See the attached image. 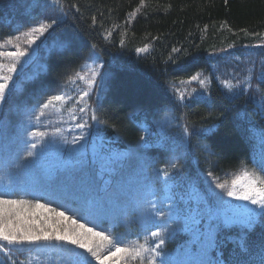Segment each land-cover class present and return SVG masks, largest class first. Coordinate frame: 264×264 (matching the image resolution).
Here are the masks:
<instances>
[{"label":"trees","instance_id":"16d2710c","mask_svg":"<svg viewBox=\"0 0 264 264\" xmlns=\"http://www.w3.org/2000/svg\"><path fill=\"white\" fill-rule=\"evenodd\" d=\"M52 19L57 24L31 49L25 66L19 70L16 65L0 101V196L42 203L86 224V203L105 210L107 203L92 200L105 191L121 192L133 206L145 203L143 184L156 186L155 174L168 171L171 160L164 154L177 144L185 145L186 154L175 163L168 182L178 191L184 184L180 195L188 207L200 208L194 193L186 196L190 175L215 179L254 169L247 133L254 123L264 134V108L259 105L264 74L260 80L256 74L257 69L264 71V47L255 46L264 38V0H143L142 7L141 0H0V43ZM141 48L147 51H138ZM92 57L104 73L94 90L76 78L86 72ZM0 64L8 65L1 57ZM249 70L254 91L239 89V83L231 92L223 87L225 76L240 80ZM2 71L7 74L6 67ZM197 74L206 84L186 85ZM84 91L89 94L81 101ZM55 95L65 99L37 120L39 109ZM85 122L84 128L78 127ZM31 132L47 135L34 139ZM71 133L84 138L73 143ZM31 143L37 144L35 154L25 158ZM112 153L125 157L109 159ZM129 162L140 166L141 173L134 169L125 177L122 172ZM119 177L123 181H117ZM153 201L165 213L169 204L171 211L176 208L151 188L146 204L151 207ZM178 214L165 218L187 228L196 223L192 214ZM90 216L98 231L110 228L107 234L124 238L118 235L129 223L111 224L108 212ZM256 221L244 237L246 247L240 246V227H219L214 254L208 258L214 264H264V216ZM143 228L138 220L131 238L137 240ZM183 236L171 238L165 249L182 246ZM2 243L0 264H24L23 253L8 258L5 254L18 244Z\"/></svg>","mask_w":264,"mask_h":264},{"label":"rangeland","instance_id":"374dc122","mask_svg":"<svg viewBox=\"0 0 264 264\" xmlns=\"http://www.w3.org/2000/svg\"><path fill=\"white\" fill-rule=\"evenodd\" d=\"M43 37V36H42ZM40 37L35 44L31 45L29 47L26 43L23 41L20 42V46L24 49H27L28 55L21 58L20 63L17 64V69L20 68V66H25V64L28 61L27 57L29 56V53H31V49L35 48L39 42ZM257 49L264 47V38L261 41V43L255 45ZM38 49V48H36ZM9 51H15V48L12 45H6L5 46V52ZM1 59H4L7 61V64L9 65L12 63L10 59L7 57H1ZM98 61L95 58H90L88 60L89 65L97 64ZM99 64V63H98ZM101 65V64H100ZM20 70V69H19ZM18 70V71H19ZM231 72V71H230ZM229 73V72H228ZM257 79L260 80L263 72H260L259 69L256 70ZM84 76L83 80L88 86V79L90 76V73L86 70V72L82 75ZM79 79L78 77H76ZM98 78V77H97ZM251 78L253 79V72L251 70L248 71V74L244 77H241L240 80H237L236 77H231L229 75L225 76L223 78L222 84L225 89H227L224 85L227 82H231L233 85L234 83H239L240 87L239 89H245L253 91L255 90L254 83H251ZM200 80H204L206 84V80L204 78H200ZM97 81V79H96ZM245 81H250V87L247 86ZM203 84V85H204ZM95 85H92L90 88L94 90ZM186 85H189L190 87H196L195 85H198V87H203L199 83V81H190L186 83ZM184 85L183 87H185ZM236 86V85H234ZM235 88V87H234ZM182 94H187L186 92H183ZM264 103V99L260 100L259 105ZM73 116H70L69 120H71ZM59 122L60 121H55ZM68 131V130H67ZM80 133H71V140L73 142L74 137H78ZM248 137L250 138L252 148L251 152L253 153V166L254 169L248 168L250 172H255L258 175H262L261 173V167H264V134L263 130L258 127L256 124L251 123L248 126ZM75 148V147H72ZM186 154L185 145L181 146V144H177L174 147L171 148L168 154H164L165 157L169 158L171 157V160L167 163L168 172L171 173L174 169L172 167L173 163H176L179 161L180 158H183ZM116 157L117 159H122L125 156L119 155L116 153H112L109 157ZM72 158V157H71ZM133 159V158H131ZM130 159V160H131ZM108 160V159H106ZM139 163L141 160H138ZM138 170L139 173H141V167L140 166H134L131 162L127 163L124 170L123 175L125 176L126 173L132 171V170ZM244 169V168H242ZM241 172V169L235 173H228V174H222L220 177L215 178L218 179L219 182L223 183L226 180L228 181L229 185L231 184V180L235 178L236 175H239ZM204 174V173H203ZM157 175L156 178L158 179L156 182V186L149 185V183H145L142 186L143 191V199L145 200V203H142L141 206H133L131 205L126 196L123 195L121 192H118L116 190L103 192L100 196H94L92 200L97 201L99 204H103L105 206V203H107V206L105 207V210L102 209L101 211H98L94 204L86 203L89 206L90 212L87 214V223L86 225L89 227H94L96 230H98L97 223L95 222V218H91L90 215H100L105 216V214L108 212L110 215V223L115 225H125V223H129L127 229L125 232L121 235H118L119 237L124 236L123 239L119 240L121 242V246H131L133 244H141L145 242V236H148V244L149 246H152L154 243L158 242L155 238H152L150 236V231H162L163 233V239H164V245L161 249H159L160 255L156 257V260L158 264H180L181 261L184 262V264H195L196 260L201 259V251L204 247V239L202 238L204 234L207 232L210 223H214L215 225L222 224L225 217H231L234 213H241L246 214L248 209H254L256 213H259V209L256 208V206L251 205L247 202L243 201H237L234 200L226 195L224 191H221L219 188L216 187L215 183L213 182L215 179L210 178L207 175H190L191 178H187L188 183L190 184V188L186 194V196H190L193 193L195 194L193 196V201L195 203H200V208L197 207H188L186 206L185 201H182L181 193L184 192V184H180V189H176V186L173 182H168L169 180L162 177V175ZM17 177V176H16ZM126 177V176H125ZM124 177V178H125ZM141 180L144 179L143 175L140 176ZM169 178H173V175L170 174ZM117 181H123L121 177L118 178ZM153 188V191H155L161 198L167 201H173V204L176 205V208H173V211H171V218H174L178 213H188L192 214L196 218V223L191 226L190 228H187L184 226V223H177L173 224L169 222L165 217L164 220L153 218L152 216V209L151 207L146 204L147 194L148 192ZM139 189H137L136 192H138ZM179 201V202H178ZM114 203V206L117 205V207H114L111 205V203ZM179 205V206H178ZM170 204L168 205V207ZM141 207V208H140ZM140 208V209H139ZM42 211V210H41ZM107 211V212H106ZM165 212V211H164ZM211 213V215H210ZM44 216L48 217L51 221L56 223V218H52L51 215L48 213H43ZM179 215V214H178ZM39 217V216H38ZM258 215L255 217V219H258ZM138 220H141L144 228L143 230H139L140 232L137 234V240H133L131 238L130 233L133 231V227L136 228ZM192 222V221H191ZM202 222V226L204 229V233H201L199 229L196 227L198 224ZM172 224V226H171ZM175 225V226H174ZM213 227V234L215 235L219 227ZM61 227H65L64 224ZM71 227V226H70ZM69 227V228H70ZM228 227V226H227ZM110 232V228H108L107 233ZM107 234L106 232H104ZM178 235H184L186 238V242L182 244V246L176 248L175 250H166L165 246L167 245L168 241L175 236ZM183 236V237H184ZM61 244L58 241L52 240V241H41L34 244H18L16 249L14 251H5V254L7 255V258L11 255L23 253L24 256V264H77L78 261H80L82 258H87L88 264H97V262L83 249H77L74 250L76 247L74 245H70L67 243L62 242ZM3 247V243L1 241ZM107 246L105 249H102V253L106 251ZM144 261L143 264H147V258L149 256L148 253H144ZM118 260V264H141V258L137 257L133 259L129 256H123L120 257H113L112 260L108 261V264H113L114 261Z\"/></svg>","mask_w":264,"mask_h":264},{"label":"snow or ice","instance_id":"6c2138e0","mask_svg":"<svg viewBox=\"0 0 264 264\" xmlns=\"http://www.w3.org/2000/svg\"><path fill=\"white\" fill-rule=\"evenodd\" d=\"M58 3V0H56ZM227 2V0H225ZM143 6V0H141V7ZM136 11H139L137 8ZM130 17L134 16L135 13H130ZM57 24V20L52 19L50 22L47 20H40L35 25L29 26L26 31L21 32L20 35H16L14 38L6 39L4 43H0V49H4L6 45H12L15 51L5 52L0 50V57H7L12 61L9 65L5 66L0 64V101L5 99L6 90L9 87V81L12 80V73L16 72V65L20 63L21 58L28 55L27 49L20 46V42L23 41L29 47L35 44L36 41L44 36L46 32L53 29L54 25ZM138 51H147V48L138 49ZM173 51H177L173 49ZM7 68V74L2 71ZM103 65L96 64L95 67L85 65V68L90 73L88 83L91 87L96 83L97 77L104 78V73L101 71ZM79 79H84L80 73L76 74ZM192 81H199L201 85L205 83L204 80H200L199 74L191 77ZM248 87H250V81H245ZM229 92L235 87L230 81L224 85ZM88 91H84L81 96V101L84 97L88 96ZM183 96L180 99L183 100ZM65 99L63 95H55L47 100L39 109V115L36 117L39 120L40 116L45 114V110L50 107H55L56 102H61ZM264 108V103L261 104ZM81 112L85 111V108L80 109ZM93 120H97L98 117L93 114ZM85 123L78 125L79 128H84ZM208 131H212L210 127ZM185 134L188 133V129L185 128ZM32 138H43L47 134L45 132H31L29 134ZM84 137L80 135L74 137L73 143H77ZM37 144L31 143L29 150L26 152L25 158L34 156V149ZM172 167H176L175 163ZM262 175H258L255 172L241 169L239 175H236L231 180L229 185L228 181L221 183L218 179L213 182L216 187L221 191H224L226 195L234 200L247 202L251 205L256 206L260 211L256 213L254 209H248L246 214L234 213L231 217H225L221 225H215V227H227V226H238L243 230L244 236L241 237L240 246L246 247L247 242L244 237L251 232L256 224L255 217L264 216V167H261ZM158 175H162L165 181L170 176V173L166 169H159ZM209 176L212 173L209 172ZM152 209L153 218H164L166 213L163 209L157 208L156 203L150 202ZM172 205L169 207L168 217L171 218ZM42 210V211H41ZM43 213H48L56 218V223H50L48 217L44 216ZM211 215V213H210ZM39 216V218H37ZM43 221V223L41 222ZM68 222L71 227H60L59 225ZM201 233H204L202 222L196 226ZM213 224L209 225L207 232L202 237L204 239V247L201 251V259L195 264H214L212 259L208 257L214 254L216 238L213 234ZM150 236L158 240L152 246L148 244V236H145V242L141 244H133L125 247L121 246L117 238L112 237L109 234H105L103 231H98L94 227H89L85 223H78L76 219L66 215L63 211H57L56 208H49L42 203H32L31 201L24 199H11L0 196V241L6 242V244H34L41 241H58L64 242L70 245H74L79 249H83L87 252L97 264H108V261L112 260L113 257L129 256L133 259L140 257L141 264L144 261V253H148L147 264H158L156 257L160 255L159 249L164 245L162 231H150ZM106 251L102 253V249ZM5 249L0 248V251ZM77 264H88L87 258H82ZM113 264H118V260L114 261ZM180 264H184L183 261ZM215 264H221L216 261Z\"/></svg>","mask_w":264,"mask_h":264}]
</instances>
